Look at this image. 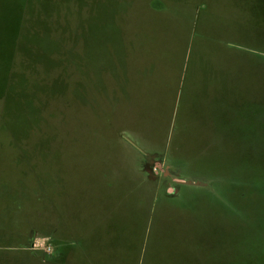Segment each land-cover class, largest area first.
<instances>
[{
	"label": "rangeland",
	"instance_id": "obj_1",
	"mask_svg": "<svg viewBox=\"0 0 264 264\" xmlns=\"http://www.w3.org/2000/svg\"><path fill=\"white\" fill-rule=\"evenodd\" d=\"M51 224L80 264H264V0H0V264Z\"/></svg>",
	"mask_w": 264,
	"mask_h": 264
},
{
	"label": "crops",
	"instance_id": "obj_2",
	"mask_svg": "<svg viewBox=\"0 0 264 264\" xmlns=\"http://www.w3.org/2000/svg\"><path fill=\"white\" fill-rule=\"evenodd\" d=\"M53 225H49V230L51 229ZM45 238L47 240V244L49 246V244L52 243H57L60 246H62V244H65V239L63 237L60 236V226L57 225L52 230H50V232L46 235L45 234ZM31 242L32 239H28L25 244L19 245V249L18 247H16V252H21L22 254L26 255L31 262L33 263H39V264H80L79 260L77 257L75 258H71L70 255H64L62 253V251H57L54 253H38L35 252V250H33L31 248ZM61 249V247H60ZM48 257V258H47ZM72 259V262H69L68 259Z\"/></svg>",
	"mask_w": 264,
	"mask_h": 264
},
{
	"label": "built area",
	"instance_id": "obj_3",
	"mask_svg": "<svg viewBox=\"0 0 264 264\" xmlns=\"http://www.w3.org/2000/svg\"><path fill=\"white\" fill-rule=\"evenodd\" d=\"M41 242H42V245L41 246H37V242L36 241H34V242H32V245H31V248L33 249V250H40V251H42L43 250V252H46V253H49L50 251L48 250L49 249V246L48 245H46V242H45V240L44 239H41Z\"/></svg>",
	"mask_w": 264,
	"mask_h": 264
},
{
	"label": "clouds",
	"instance_id": "obj_4",
	"mask_svg": "<svg viewBox=\"0 0 264 264\" xmlns=\"http://www.w3.org/2000/svg\"><path fill=\"white\" fill-rule=\"evenodd\" d=\"M171 191V190H170ZM42 245V242L41 241H37V246L39 247V246H41ZM49 251H51L52 249H51V247H49V249H48Z\"/></svg>",
	"mask_w": 264,
	"mask_h": 264
},
{
	"label": "flooded vegetation",
	"instance_id": "obj_5",
	"mask_svg": "<svg viewBox=\"0 0 264 264\" xmlns=\"http://www.w3.org/2000/svg\"><path fill=\"white\" fill-rule=\"evenodd\" d=\"M148 173H149V171H148ZM33 241V240H32ZM31 245H32V242H31ZM52 252V250L49 252V253H51ZM41 253H43V252H41Z\"/></svg>",
	"mask_w": 264,
	"mask_h": 264
}]
</instances>
